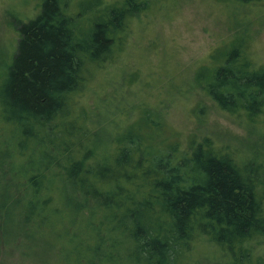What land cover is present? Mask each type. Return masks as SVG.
<instances>
[{
    "label": "trees",
    "instance_id": "obj_1",
    "mask_svg": "<svg viewBox=\"0 0 264 264\" xmlns=\"http://www.w3.org/2000/svg\"><path fill=\"white\" fill-rule=\"evenodd\" d=\"M157 1L125 0L120 11L97 0L103 16L89 25L69 0H44L20 21L16 51L0 62V228L12 216L9 229L49 236L66 264L103 256L104 242L110 264H178L196 237L227 264H264V64L248 35L212 51L197 77L223 110L260 128L248 159L210 136L162 134L144 106L108 135V119L78 100L127 45L126 20Z\"/></svg>",
    "mask_w": 264,
    "mask_h": 264
},
{
    "label": "rangeland",
    "instance_id": "obj_2",
    "mask_svg": "<svg viewBox=\"0 0 264 264\" xmlns=\"http://www.w3.org/2000/svg\"><path fill=\"white\" fill-rule=\"evenodd\" d=\"M69 1L70 10L81 14L89 25L103 16L95 10L97 0ZM223 1L158 0L150 10L136 12L134 19L126 20L131 25L127 45L115 52L114 64L91 74L86 95L78 97L82 106L91 107L93 116L108 119V135L115 132L117 121L129 122L144 106L156 113V118L161 117L164 135H174L183 144L192 137L210 136L237 150L239 158L242 154L251 157L254 151L248 140L256 139L260 128L249 129L223 110L197 77L210 53L217 48L221 52L223 44L237 33L250 37L255 60L264 64V0L248 5ZM104 2L110 10L121 11L125 0ZM43 5L44 0H0V62L16 51L20 21L36 18ZM12 220V216L7 222L1 219L5 229L0 228V264H66L58 255L62 249L53 246L52 238L38 233L30 236L26 229H9ZM121 233L118 229L116 238H122ZM104 244L103 256L81 263L110 264L104 259L109 243ZM118 245L120 254L125 252L124 245ZM258 251L264 255V246ZM228 258L212 241L196 237L178 264H227ZM253 260L260 261L255 254ZM115 264L128 262L123 257Z\"/></svg>",
    "mask_w": 264,
    "mask_h": 264
}]
</instances>
